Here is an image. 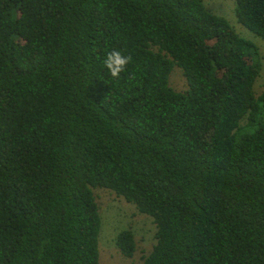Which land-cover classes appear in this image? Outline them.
Returning a JSON list of instances; mask_svg holds the SVG:
<instances>
[{
	"label": "trees",
	"instance_id": "1",
	"mask_svg": "<svg viewBox=\"0 0 264 264\" xmlns=\"http://www.w3.org/2000/svg\"><path fill=\"white\" fill-rule=\"evenodd\" d=\"M261 64L202 0H0V264H100L95 187L152 217L143 264H264Z\"/></svg>",
	"mask_w": 264,
	"mask_h": 264
},
{
	"label": "rangeland",
	"instance_id": "2",
	"mask_svg": "<svg viewBox=\"0 0 264 264\" xmlns=\"http://www.w3.org/2000/svg\"><path fill=\"white\" fill-rule=\"evenodd\" d=\"M211 13L224 17L233 26L236 33L257 45L261 56V69L256 77L253 90L258 95L264 89V38L255 35L237 21L234 0H202ZM169 85L175 90L187 87L185 77L178 66L173 67L169 75ZM100 216L98 251L100 264H143L154 242L155 224L152 217L137 211L132 203L115 195L103 187L93 188ZM122 229H130L134 236L135 251L131 257L123 256L115 245L116 234Z\"/></svg>",
	"mask_w": 264,
	"mask_h": 264
},
{
	"label": "clouds",
	"instance_id": "3",
	"mask_svg": "<svg viewBox=\"0 0 264 264\" xmlns=\"http://www.w3.org/2000/svg\"><path fill=\"white\" fill-rule=\"evenodd\" d=\"M130 60V56H125L119 50H112L106 54L103 63L111 76L113 78H118L120 74L125 71Z\"/></svg>",
	"mask_w": 264,
	"mask_h": 264
}]
</instances>
